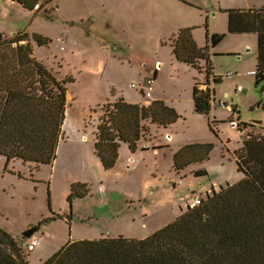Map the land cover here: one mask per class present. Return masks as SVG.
I'll use <instances>...</instances> for the list:
<instances>
[{
    "label": "rangeland",
    "instance_id": "rangeland-1",
    "mask_svg": "<svg viewBox=\"0 0 264 264\" xmlns=\"http://www.w3.org/2000/svg\"><path fill=\"white\" fill-rule=\"evenodd\" d=\"M46 1L44 7L31 12L18 2L0 0V32L5 33V39L27 32L33 56L57 78L72 80L66 83L68 115L55 162L38 164L20 158L7 162L0 155V228L23 239L24 231L39 226L32 236L37 239L35 250L22 249L27 264H39L73 240L139 239L170 220L179 211V204L185 205L194 194L205 197L204 189L216 180L213 173L222 151L230 154L228 149L240 146L243 132L236 124L261 120L257 117L261 109L256 106L264 87H256L249 79L240 84L243 87L233 84L237 75L234 65L250 64L246 51L243 59L216 58L213 75L220 78L219 90L229 94L211 96L235 104L241 119H235L233 126V114L224 107H214L223 112L225 120L215 121L216 128L211 129L210 118L194 113L192 100L195 83L206 82V65L203 69V64L180 63L170 47L177 0ZM195 1L213 4L212 0ZM165 7L172 12L167 14ZM202 13L193 9L182 18L197 22ZM215 22L222 26L219 19ZM32 33L51 41L39 46ZM228 72L233 74L228 76ZM147 78L155 79L153 100L159 97L175 109L178 118L168 126L145 122L148 134L142 147L147 144L149 148L135 150L130 161L122 149L118 164L105 170L93 153L102 102L122 97L148 104L140 89ZM192 137L213 140L211 160L206 164L212 174L194 177L190 173L193 165L180 174L173 170L170 153ZM158 142H168L169 146L157 152L153 145ZM74 180L87 183L84 197L70 196ZM165 212L171 214L166 220L162 216Z\"/></svg>",
    "mask_w": 264,
    "mask_h": 264
},
{
    "label": "trees",
    "instance_id": "trees-1",
    "mask_svg": "<svg viewBox=\"0 0 264 264\" xmlns=\"http://www.w3.org/2000/svg\"><path fill=\"white\" fill-rule=\"evenodd\" d=\"M28 11L44 7L46 0H12ZM39 46L51 38L32 33ZM222 35H213L216 44ZM27 32H16L8 40L0 32V155L11 159L52 164L62 137L67 104L66 83L57 78L33 56ZM13 44H15L13 46ZM177 60L198 67L211 63L208 45L198 47L189 28L181 29L172 43ZM261 72V71H260ZM261 76L259 73L257 77ZM214 81H220L214 76ZM209 90L193 87L194 110L208 115ZM178 114L163 100L148 105L130 103L123 98L101 105L96 139L93 144L104 169L114 167L122 142L132 152L146 135L145 122L168 126ZM211 129L215 128L209 120ZM247 142L237 150V163L244 178L221 187L151 234L128 239L122 236L69 241L40 264H264V182L259 170L247 160ZM213 143L181 146L173 155V168L179 172L192 163L207 159ZM204 171H197L201 174ZM86 182H73L70 196L84 197ZM23 239L0 228V264H27L22 254ZM26 251V249H25Z\"/></svg>",
    "mask_w": 264,
    "mask_h": 264
},
{
    "label": "crops",
    "instance_id": "crops-1",
    "mask_svg": "<svg viewBox=\"0 0 264 264\" xmlns=\"http://www.w3.org/2000/svg\"><path fill=\"white\" fill-rule=\"evenodd\" d=\"M13 2H17V1H13ZM212 3L213 4L211 5H205L203 2L199 3L195 0H177L175 2L174 6L176 5V9H175L174 14L176 15L175 17L172 16L171 18V21L175 23V29L171 31V34H170L171 35V43H170L171 49H172V43H173L174 38L177 36L178 32L184 28H189L191 30L192 37L198 47L201 48V47H205L206 45H208V51H209V57H210V63H211V69H210L211 74L209 75L208 78L206 76V82L200 83L198 81L196 83H198L199 89H202L205 91L209 90L210 94L212 93L216 97H220V98L227 97V95L229 94V92L220 91L219 90L220 85L218 87V84H220L219 83L220 81H214L213 79V76H214L213 66L215 65V60L218 57L236 56L240 59H243L244 53L246 51L245 54L249 56L250 64L246 66L243 63L238 62L236 65H234V69L237 71V75L234 77L232 81L233 84H235V86L239 85L238 87H241L242 85L240 84L243 83V81L247 79L252 80V82H254L256 87L259 86L260 84H264V0H212ZM193 9L203 12L200 15L199 21L193 22V21H190L187 17L185 19L182 18V14L184 12L187 13L189 10H193ZM164 11L167 14H170V12H172V10L169 9L168 7H165ZM218 19L222 22V26L220 27L216 26L215 21ZM185 21H188V22L186 23ZM1 33L3 34V36H5V33L3 32ZM211 34L222 35V38L216 44H212L213 35L211 36ZM181 62L182 61H180V63ZM182 63H185V62H182ZM202 64H203V69H204V65H206V61L204 59H200L198 61V65L202 66ZM258 73L261 76L257 77ZM238 87L237 89L239 90ZM240 91L245 92L246 90L241 89ZM158 98L159 97H156L154 100H158ZM258 98H260V101L256 107L258 109H261V112L257 115L258 118H261V120H259L260 123H252V120H255V119H250L249 120L250 125H246L243 123L239 125L236 124L237 127L240 126L239 130L243 132L241 135L240 146L237 149H233V148L228 149V152L230 154H225L222 151V154L220 157L221 163L219 162V165L217 166L218 170L217 169L214 170V173H213L216 180H214V182L210 185V187H207L204 189L205 197H201L199 194H194L192 196V199L189 198L188 200L185 201V205L179 204V207H178L179 211L175 213V215L172 214L173 217L167 222H165L163 225H161L160 227L169 223L170 221L175 219L178 215H180L183 211H185L187 209L188 204L192 202L194 197H200L201 199H205L207 195L211 194L213 191H218L221 187L227 186L228 184H233L237 182L238 180L244 178L245 173L241 171L238 167L237 156L235 152L237 150H240V148H242L244 143L246 142L248 146L247 160L249 161V163H251L253 166H255L259 170L258 172L259 178H261L262 182H264V87H262L261 95ZM68 100H69V94L67 93V101ZM124 100L130 103L144 105L140 102L138 103L136 101H132V99H129V100L124 99ZM192 100H193V94H192ZM114 101L116 100H113L111 102H114ZM149 101L150 102L153 101V98L149 99ZM106 102H110V101H106ZM102 103L104 104V102ZM148 104H145V105H148ZM214 107L215 106H211V109L208 115L200 114L194 110V102H193L194 113L201 117L203 116L205 118L207 117L210 118V120L212 119L211 121H213L214 127L216 128L215 121H221V120L224 121L225 119L223 117L224 116L223 112H220L218 109H215L216 107L215 108ZM235 119H238V120L241 119L240 112H238L237 117L232 115L230 122L232 123L233 126L235 125L234 123ZM247 127H250L248 131H247ZM147 134L148 133H146V135ZM145 136H143L138 142V147L135 152H137L138 149L142 150L143 147L149 148V145L147 144H145L142 147L143 139L145 138ZM188 140L189 141H185V143L179 145V148L186 144L209 143L213 141V140H210V138L199 140L196 137H192ZM221 143H223V141ZM168 144H169L168 142L166 143L158 142L153 145V149L158 152L161 150V148H164L165 146H169ZM223 145L224 147H227L226 143H224ZM122 149L126 150L128 161H130L129 158L132 160L133 154H135V152L131 151L127 143L122 142L118 150V158H117L116 164H118V162L121 159ZM178 149L170 153V158L172 160V167H173V155ZM93 153L95 154L94 151ZM211 153L212 151L210 152V155ZM210 155L207 159L203 161H198V162H195L189 165V166L193 165L192 167L193 169H191L190 173L194 177H201V176H207V175L212 174L210 172V166L206 165L211 160ZM95 157H97L99 163L101 164L98 156L96 155ZM189 166L185 167L181 171L183 172ZM101 167H103L102 164H101ZM181 171L179 172L175 171V172L177 174H180ZM197 171H204V173L201 172V174L196 175L195 173ZM182 175L186 177L185 173H183ZM184 176L182 177L184 178ZM232 177H234L235 179L231 180L230 182H226V184L222 185L221 182L229 180ZM72 182H77V181L74 180ZM167 209L173 210V208L171 207ZM170 215L171 214H169L168 212H165V214L162 213V216L165 220ZM157 229L158 228L148 231L142 237H145L151 234ZM34 250L35 248L32 251Z\"/></svg>",
    "mask_w": 264,
    "mask_h": 264
},
{
    "label": "built area",
    "instance_id": "built-area-1",
    "mask_svg": "<svg viewBox=\"0 0 264 264\" xmlns=\"http://www.w3.org/2000/svg\"><path fill=\"white\" fill-rule=\"evenodd\" d=\"M233 73L228 72L227 75L231 76ZM154 83L155 79L154 78H147L145 80L144 85L140 88L143 94V97L146 98L147 100L152 99V92L154 90ZM132 87L137 88V85L132 84ZM210 104L211 106L215 107H224L226 108L229 112H231L234 116H238V109L231 103H227L221 100H216L214 97L211 96L210 98ZM202 199L200 197H194L192 202L189 203L188 205L193 207L195 205H199L201 203ZM37 244V239L32 237L31 239H28L25 242V249L27 251H32Z\"/></svg>",
    "mask_w": 264,
    "mask_h": 264
},
{
    "label": "water",
    "instance_id": "water-1",
    "mask_svg": "<svg viewBox=\"0 0 264 264\" xmlns=\"http://www.w3.org/2000/svg\"><path fill=\"white\" fill-rule=\"evenodd\" d=\"M252 123H260V121L259 120H252ZM38 228H39V226L31 227L28 230L24 231L22 233L23 239L31 238L34 235V233L38 230Z\"/></svg>",
    "mask_w": 264,
    "mask_h": 264
},
{
    "label": "bare ground",
    "instance_id": "bare-ground-1",
    "mask_svg": "<svg viewBox=\"0 0 264 264\" xmlns=\"http://www.w3.org/2000/svg\"><path fill=\"white\" fill-rule=\"evenodd\" d=\"M67 115H68V113H67V109H66V117H67ZM65 121H66V119H65ZM65 121H64V124H65ZM64 124H63V125H64ZM35 247H36V246H35ZM29 252H30V251H29Z\"/></svg>",
    "mask_w": 264,
    "mask_h": 264
}]
</instances>
